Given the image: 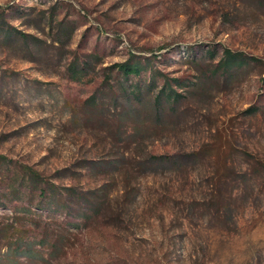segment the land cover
<instances>
[{"label":"rangeland","instance_id":"obj_1","mask_svg":"<svg viewBox=\"0 0 264 264\" xmlns=\"http://www.w3.org/2000/svg\"><path fill=\"white\" fill-rule=\"evenodd\" d=\"M0 156V264H264V0H0Z\"/></svg>","mask_w":264,"mask_h":264},{"label":"trees","instance_id":"obj_2","mask_svg":"<svg viewBox=\"0 0 264 264\" xmlns=\"http://www.w3.org/2000/svg\"><path fill=\"white\" fill-rule=\"evenodd\" d=\"M253 61H257L256 59H253ZM246 63L245 57L243 54L240 53H234L230 50L225 51L224 58L220 62L221 68L229 75H233V71L236 70V65H244ZM117 69H119L124 76L131 77V76H140L142 73V68L140 63H134L132 61H129L128 63L117 65ZM231 72V73H229ZM141 92V90H139ZM165 90L161 92V95L165 94ZM168 97L170 99L179 98V94L176 92H171ZM161 96H158L157 103H160ZM160 109H158V112L160 113ZM176 159V157H163V156H154L151 158V165L157 166V167H164L165 165H175L176 161L173 160ZM0 160L3 163L7 162V159L4 156H0ZM22 174L24 175L23 180L28 183L30 186L35 185L36 187H42V195H46L47 193H50L52 195L51 204H58L60 206V202L56 200L57 196H60L63 198V200H67V204L72 203L73 201H81L82 198L76 194V191L73 188H60L56 184L50 182L49 180L45 179L38 171L34 170L33 168L29 166H22ZM57 202V203H56ZM83 202V201H82ZM44 241L43 243H45ZM13 256V264H19L17 258L19 257H25L29 261L33 260H39L40 255L37 254L33 250V246L31 244H19L15 251L9 252V259Z\"/></svg>","mask_w":264,"mask_h":264}]
</instances>
